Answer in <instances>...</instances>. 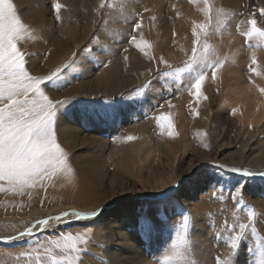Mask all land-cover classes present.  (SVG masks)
<instances>
[{
	"label": "rangeland",
	"instance_id": "1",
	"mask_svg": "<svg viewBox=\"0 0 264 264\" xmlns=\"http://www.w3.org/2000/svg\"><path fill=\"white\" fill-rule=\"evenodd\" d=\"M150 1L12 0L26 29L19 41L26 66L40 76L59 70L41 87L50 99H67L56 108L53 130L72 171L23 189L3 181L0 264H68L66 256L71 264L264 261V157L259 165H247L264 151V43L247 44L243 35L253 15L264 27L259 11L264 0L215 4L211 20L205 14L206 32L196 45L201 51L207 47L208 58L179 74L175 70L189 62L195 38L186 43L173 31L166 36L159 30L142 38L144 10L155 4ZM195 1L158 0L156 6L160 2L163 16L174 18L177 29L187 21L183 12L204 6ZM57 2L65 5L59 20L52 8ZM239 42L246 43L242 57L234 47ZM137 60V69L130 67ZM216 60L223 67L213 78ZM107 68L113 71L110 85ZM200 75L205 80L197 98L191 86ZM161 115L172 121L173 135ZM74 164L76 174L69 176ZM77 174L86 185L75 184ZM98 207L94 217L50 221L31 235H18L37 220ZM241 224L248 227L232 249ZM69 233L86 237L78 251L55 247L53 242Z\"/></svg>",
	"mask_w": 264,
	"mask_h": 264
},
{
	"label": "snow or ice",
	"instance_id": "2",
	"mask_svg": "<svg viewBox=\"0 0 264 264\" xmlns=\"http://www.w3.org/2000/svg\"><path fill=\"white\" fill-rule=\"evenodd\" d=\"M203 5L201 11L211 20L213 9L209 0H203ZM63 7L65 5L59 2L52 5L57 20H59L60 11ZM259 11L260 15L264 17V8ZM247 23L249 28L243 32V35L249 40L255 39L259 43H264V27L258 26L255 16L253 15ZM139 27L140 24L137 23L135 28ZM24 31H26L25 26L12 0H0V180L7 181L8 184L19 189H23L25 186H35L37 183L43 186L45 180H50L58 173L65 170L72 171L68 164V157L58 143L53 130L56 108L58 105L66 103L67 99H50L41 87L45 80L55 76L59 70L46 76L32 74L26 66V54L19 47L21 33ZM203 32H206L205 24H197L193 27L192 33L195 39L190 60L184 68L175 70L177 74L189 70L197 62L208 58L206 55L207 47L205 46L204 51H201L196 46L200 44V35ZM135 39L132 37L133 42ZM136 47L140 48L141 45L136 44ZM144 47H150V45L145 43ZM255 63L254 58L253 64ZM222 67L223 62L220 60L212 63L211 75L213 78L216 77L217 70ZM204 80L205 75H200L191 86L194 88L197 98L201 95ZM260 91L264 92V88ZM196 115L199 113L197 112ZM158 119L162 126L169 130L168 135H173V124L169 117L161 115ZM127 139L131 141L134 137L128 136ZM217 166L225 167L224 164H217ZM231 170L244 175L251 174L249 169L233 167ZM260 174L264 175V172ZM235 193L236 196H240V189H237ZM98 209L101 207L91 212H81L76 209L63 211L59 215L37 220L33 227L19 232L18 235H31L34 228L43 229L50 224V221L63 222L69 218L88 219L97 215ZM239 227V234L233 237L231 241L232 249L238 246L241 234L244 233L248 225L241 224ZM180 239L182 240L183 237L181 236ZM85 241L84 235L73 236L69 233L53 243L55 247L64 252H75L78 251V243ZM64 259L68 261V264H71V256H66ZM261 264H264V261Z\"/></svg>",
	"mask_w": 264,
	"mask_h": 264
},
{
	"label": "bare ground",
	"instance_id": "3",
	"mask_svg": "<svg viewBox=\"0 0 264 264\" xmlns=\"http://www.w3.org/2000/svg\"><path fill=\"white\" fill-rule=\"evenodd\" d=\"M154 1V2H153ZM158 0H151L150 2H153V3H151L152 5L154 4V7H150V11H147V12H145V10H144V13H143V16H142V22H143V27H144V30H143V28H142V33H141V36H142V38H150V37H153L154 35H155V32H156V30H159L160 31V33L162 34V35H169V33H170V31H173L174 32V34H176V36L180 39V38H182V40H185V42L186 43H188V41H189V38H195L194 36H193V33H192V29H193V27L195 26V25H197V24H205V25H207L208 24V21L206 20V16H205V13L203 12V11H201V9H191V12L190 11H187V9H185L187 12H183L182 14H184V13H186V14H184L183 16L185 17V20H187L186 22L184 21H182V24H183V27H180V28H175V27H173V22L175 21L174 20V18H172L171 19V21L169 20V21H167L166 20V17H169V16H167L166 15V17H164L163 16V13H162V7H160L159 8V6H161L160 5V2H158L157 3V6H156V2H157ZM201 0H199V2H200ZM235 1H237V0H209V4L212 6V8H214L215 7V4L217 5V4H220V3H223V5H228V4H234L235 3ZM263 1V0H262ZM196 2V1H195ZM159 5V6H158ZM155 6L157 7V8H155ZM145 8V7H144ZM248 11V10H247ZM213 12H214V9H213ZM88 13V12H87ZM251 13V12H250ZM90 14V13H89ZM236 16V15H235ZM241 16V15H240ZM239 16V17H240ZM249 17V16H248ZM247 17V18H248ZM238 18V17H237ZM242 18V17H241ZM238 19H240V18H238ZM242 20H245L246 21V19H245V17L244 18H242ZM260 20V19H259ZM70 21V20H69ZM68 21V22H69ZM244 21V22H245ZM168 22H170L169 24H168ZM242 22V21H241ZM247 22V21H246ZM260 23V22H259ZM258 23V24H259ZM154 27V28H153ZM172 29V30H171ZM67 30V29H66ZM154 30V31H153ZM186 32H187V34H186ZM171 35V34H170ZM157 36V35H156ZM171 37V36H170ZM189 37V38H188ZM160 38V37H159ZM168 38H169V36H168ZM183 38H185V39H183ZM163 39V38H162ZM167 39V38H166ZM188 39V40H187ZM238 39V38H237ZM187 40V41H186ZM227 40V39H226ZM228 40H229V38H228ZM162 41V40H161ZM230 41V40H229ZM247 41L248 42H250V43H247L246 41V43L247 44H252V40H249V39H247ZM182 42V41H181ZM183 43V42H182ZM185 43V44H186ZM230 43V42H229ZM246 43H242V42H239V44H236L234 47H236V52L238 51V52H240L239 54H241V57H242V54H244L245 52V48H244V45H246ZM150 45V44H149ZM253 45H257L256 43H254L253 42ZM258 46L260 47V46H262L263 47V44H258ZM150 47L151 48H154V46H151L150 45ZM149 47V48H150ZM245 47H247V46H245ZM264 48V47H263ZM230 49H232V48H227V47H225V49H224V51H230ZM146 50V49H145ZM233 50V49H232ZM237 52V53H238ZM238 56V55H237ZM261 57H263V55H260ZM239 58H240V56H238ZM114 62V61H113ZM112 62V63H113ZM137 63H128V64H130V67L132 66L133 68H136L137 66H139L140 64H139V60H137L136 61ZM118 63V62H117ZM120 63H122V62H120ZM262 63V62H261ZM118 67V66H117ZM120 67V66H119ZM106 68V67H105ZM108 68H110V66L108 67ZM105 69L106 70V72H105V77H106V82H105V78H104V82L107 84V83H109V78H110V76H111V74L113 73V71L112 70H110V69ZM114 69V68H113ZM137 69V68H136ZM118 72V71H117ZM260 72V71H259ZM120 73V72H119ZM119 75H121V74H119ZM142 75V72H141V70H136V74H135V76L136 77H140ZM101 76V75H100ZM113 76H114V74H113ZM115 76H117L118 77V75H115ZM113 77V78H116V77ZM99 77V76H98ZM121 78L123 77V76H120ZM127 77V79L129 78L128 76H126ZM224 77V76H223ZM108 78V79H107ZM112 78V79H113ZM119 78V77H118ZM227 78V77H226ZM103 79V78H102ZM123 79V78H122ZM126 79V78H125ZM133 79V78H132ZM132 79H128V81L127 82H132L133 80ZM97 80V79H96ZM103 80H99V82H102ZM113 81H115V80H113ZM223 81H225V78H224V80ZM227 81V80H226ZM225 81V82H226ZM230 81H231V79H230ZM230 81H227V82H230ZM98 82V81H97ZM96 82V83H97ZM111 82V81H110ZM119 82V81H118ZM126 82V81H125ZM115 83V82H114ZM101 84V83H100ZM104 85V84H103ZM109 85H110V83H109ZM104 87V86H103ZM111 87V86H110ZM115 88V87H114ZM121 88V87H120ZM119 88V90H121ZM104 89V88H103ZM113 89V88H112ZM98 90V89H97ZM108 90V89H107ZM113 91V90H112ZM111 93V92H110ZM244 109V108H243ZM237 113V112H236ZM143 127V126H142ZM180 127V126H179ZM144 129H145V127H144ZM137 131V130H136ZM138 132V131H137ZM79 133V132H78ZM68 134H70V132L68 133ZM59 135V134H58ZM63 136V135H62ZM58 137V136H57ZM65 137V136H64ZM77 137V136H76ZM58 139V138H57ZM59 140H60V135H59ZM62 141V140H61ZM123 141V140H122ZM229 144H227V146H228ZM129 147V146H128ZM124 150H125V148H124ZM131 151V150H130ZM129 151V153L132 155V151L130 152ZM244 151H245V149H244ZM123 153H125V151L123 152ZM128 153V152H127ZM124 155V154H123ZM128 155V154H127ZM131 155H129V156H131ZM242 155V154H241ZM125 156V155H124ZM133 156V155H132ZM247 157V156H246ZM262 157H264V151H263V153H260L258 156H256V157H253L251 160H249V162L247 163V165H250L251 163H256V165L258 164V163H263V161H262ZM243 158V157H242ZM127 160V159H126ZM240 161V160H239ZM233 162V161H232ZM73 163H74V161H73ZM259 165V164H258ZM73 166V169H74V171H73V173H69V176H73L74 175V173L76 174V168H77V165L76 164H74V165H72ZM254 166V165H253ZM259 167V166H258ZM261 167H263V166H261ZM78 168H79V166H78ZM66 171V170H65ZM93 171V170H92ZM77 173H79V171L77 172ZM85 173H86V171H85ZM93 174V173H92ZM77 175H78V177H77ZM76 175V182H75V184H77V186L78 185H80L81 187L82 186H84V185H86L87 183H86V181H84V180H81L82 178H80L79 176L81 175V174H77ZM61 177V176H60ZM59 177V178H60ZM65 177V176H64ZM67 178V177H66ZM66 178H64V179H66ZM52 179V178H51ZM54 179H56V178H54ZM77 179L79 180V182H77ZM74 180V179H73ZM56 181V180H55ZM66 181H67V179H66ZM69 181H70V179H69ZM74 182V181H73ZM5 184H7L6 182H4ZM61 183V182H60ZM4 184V185H5ZM51 184V183H50ZM56 184H57V182H56ZM62 184V183H61ZM66 184H68V183H65V185ZM58 185V184H57ZM1 186H3V180H0V189H1V191H2V188H1ZM59 186V185H58ZM57 187V186H56ZM7 188V187H6ZM9 188V187H8ZM8 190V189H7ZM11 193V192H10ZM66 206V205H65ZM65 206H60L59 208H63V207H65ZM70 206V205H69ZM100 206V205H99ZM73 207V206H72ZM78 208V207H77ZM90 208V207H89ZM83 209V208H82ZM84 210V209H83Z\"/></svg>",
	"mask_w": 264,
	"mask_h": 264
}]
</instances>
